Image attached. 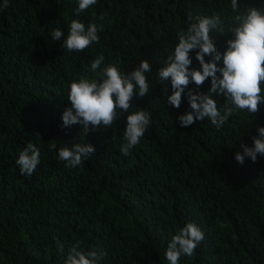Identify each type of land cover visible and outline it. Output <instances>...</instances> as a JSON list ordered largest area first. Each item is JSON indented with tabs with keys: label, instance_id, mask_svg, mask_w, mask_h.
I'll return each mask as SVG.
<instances>
[{
	"label": "trees",
	"instance_id": "trees-1",
	"mask_svg": "<svg viewBox=\"0 0 264 264\" xmlns=\"http://www.w3.org/2000/svg\"><path fill=\"white\" fill-rule=\"evenodd\" d=\"M238 3L264 7V0ZM77 7L78 0H9L0 8V264H64L77 241L84 251L106 253L99 264H169L168 243L189 222L204 239L178 264H264V156L235 160L241 144L252 145L255 126H264V104L256 114H234L219 130L207 119L180 127L178 116L191 110L186 93L179 109L169 105L163 91L171 94L170 81L156 75L189 15L220 13L225 34L211 35L223 50L231 0H97L79 16ZM73 19L102 25L99 42L69 52L63 38L53 40L51 30L66 37ZM99 55L101 68L113 64L121 73L142 59L152 68L149 93L136 95L129 109L151 112V125L128 156L120 151L128 113L89 133L62 127L71 81L98 79L91 62ZM208 87L210 78L200 90ZM215 99L223 112L224 97ZM28 142L41 152L31 177L16 164ZM75 143L96 151L69 168L58 151Z\"/></svg>",
	"mask_w": 264,
	"mask_h": 264
},
{
	"label": "clouds",
	"instance_id": "clouds-1",
	"mask_svg": "<svg viewBox=\"0 0 264 264\" xmlns=\"http://www.w3.org/2000/svg\"><path fill=\"white\" fill-rule=\"evenodd\" d=\"M96 2L78 0L76 15L79 16ZM8 6L9 0H4L0 8L6 9ZM231 10L234 15L227 29L229 35L223 50L217 46V37L211 35L212 32L225 34L220 13H214L211 17L194 18L189 15L187 31L178 33L174 52L156 74L160 81H170L171 94L168 87L163 91L169 105L179 109L186 93L191 110L178 116L180 127L186 128L207 119L219 130L234 114H256L260 111V105L264 104V7H242L238 0H231ZM102 30V25L98 27L93 22L86 26L80 20L73 19L66 37L59 28L52 29L51 36L55 41L63 38V47L69 52L83 51L93 42H99L98 31ZM193 52L199 63L198 68L192 67L193 57L190 53ZM104 59L103 55H99L91 62L92 72L100 70L98 79L82 77L71 81L67 94L71 106L62 113V127L80 125L89 133L101 127L110 128L118 113H128L123 130L125 142L120 148L121 153L128 156L151 125V112L142 108L129 112V109L133 107L132 101L136 95L144 97L149 93L146 73L151 72L152 68L147 59H142L131 72L121 73L113 64L101 68ZM209 78L210 87L206 91L200 90ZM190 84H194L195 88H189ZM217 96L225 99L223 112L218 109ZM255 127L252 145L241 144L243 151L235 153V160L240 164L246 158L256 162L258 156H264V126L257 124ZM56 149L57 144L50 141L49 150ZM95 151V147L89 143H75L60 147L58 156L66 162V167L76 168ZM40 157L39 147L28 142L16 159L20 174L31 177L40 164ZM203 239V231L195 223L189 222L171 237L164 256L169 264H178L182 255L191 257ZM57 247L63 252V245L59 241ZM105 255L104 251L96 249L84 251L77 241L71 245L64 264H99Z\"/></svg>",
	"mask_w": 264,
	"mask_h": 264
}]
</instances>
